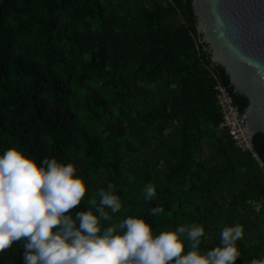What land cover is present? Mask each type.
<instances>
[{
    "label": "trees",
    "instance_id": "16d2710c",
    "mask_svg": "<svg viewBox=\"0 0 264 264\" xmlns=\"http://www.w3.org/2000/svg\"><path fill=\"white\" fill-rule=\"evenodd\" d=\"M208 66L228 85L191 0H0V153L73 163L87 189L76 210L111 190L114 223L142 215L156 234L202 224L201 252L239 223L234 264H250L264 256V135L253 137L261 164L234 145ZM13 248L0 264H23Z\"/></svg>",
    "mask_w": 264,
    "mask_h": 264
},
{
    "label": "clouds",
    "instance_id": "9594fccd",
    "mask_svg": "<svg viewBox=\"0 0 264 264\" xmlns=\"http://www.w3.org/2000/svg\"><path fill=\"white\" fill-rule=\"evenodd\" d=\"M86 190L83 175L71 162L40 158L18 146L0 153V258L9 249L19 251L14 242L23 250V264H234L241 256L239 223L223 227L219 246L201 252L202 224L156 234L142 215L114 223L120 197L102 190L98 202L76 210ZM143 192L146 201L156 196L152 183ZM163 211L156 206L149 214ZM185 242L191 249L186 253ZM250 264H264V256Z\"/></svg>",
    "mask_w": 264,
    "mask_h": 264
},
{
    "label": "water",
    "instance_id": "95a60500",
    "mask_svg": "<svg viewBox=\"0 0 264 264\" xmlns=\"http://www.w3.org/2000/svg\"><path fill=\"white\" fill-rule=\"evenodd\" d=\"M191 7L199 42L227 76L224 87L245 98L235 103L253 142L264 135V0H191Z\"/></svg>",
    "mask_w": 264,
    "mask_h": 264
},
{
    "label": "built area",
    "instance_id": "2783aa9c",
    "mask_svg": "<svg viewBox=\"0 0 264 264\" xmlns=\"http://www.w3.org/2000/svg\"><path fill=\"white\" fill-rule=\"evenodd\" d=\"M206 68L209 69V66ZM211 75L215 79L213 88L215 91L216 104L221 115L219 126L227 131L229 138L237 148L249 152L251 156L261 164L259 156L254 149L252 139L242 123L233 97L224 87L223 82L216 77L215 73L211 71Z\"/></svg>",
    "mask_w": 264,
    "mask_h": 264
},
{
    "label": "rangeland",
    "instance_id": "374dc122",
    "mask_svg": "<svg viewBox=\"0 0 264 264\" xmlns=\"http://www.w3.org/2000/svg\"><path fill=\"white\" fill-rule=\"evenodd\" d=\"M147 2V1H146ZM148 3V2H147Z\"/></svg>",
    "mask_w": 264,
    "mask_h": 264
}]
</instances>
